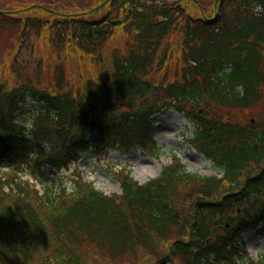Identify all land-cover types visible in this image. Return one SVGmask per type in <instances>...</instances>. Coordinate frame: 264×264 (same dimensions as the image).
<instances>
[{"label":"trees","instance_id":"1","mask_svg":"<svg viewBox=\"0 0 264 264\" xmlns=\"http://www.w3.org/2000/svg\"><path fill=\"white\" fill-rule=\"evenodd\" d=\"M105 1L111 9L91 17L97 5L89 0L78 8L68 0H0V26H18L19 38L47 26L56 51L70 41L111 66L77 91L60 85V68L56 90L26 80L0 85V264H38L32 250L45 264H264V252L254 260L241 241L248 229L264 234V0H198L201 17L182 0ZM210 3L217 12L207 16ZM35 9L44 15L30 14ZM117 27L134 43L112 46L106 59ZM175 29L181 74L156 80L152 64L172 55ZM28 103L29 126L19 123ZM171 109L191 118L190 143L215 174L190 171L171 151L143 183L125 166L112 169L120 194L104 193L78 171L70 186L61 181L64 169L97 148L158 157L154 117ZM235 109L255 111L254 119L234 117Z\"/></svg>","mask_w":264,"mask_h":264},{"label":"rangeland","instance_id":"2","mask_svg":"<svg viewBox=\"0 0 264 264\" xmlns=\"http://www.w3.org/2000/svg\"><path fill=\"white\" fill-rule=\"evenodd\" d=\"M55 2L53 1L52 3ZM197 2L198 0H182V3L186 5L188 14L201 17L202 10L199 11ZM78 3L79 0H68L67 4H70L73 8H78L76 6ZM88 3V6L99 5L96 10L87 11V14L91 13V17H99L111 9L109 2L105 0H89ZM79 5L82 6L80 3ZM88 6L81 8L88 10ZM215 12H217L215 5L210 3L205 14L209 16L214 15ZM30 14L44 15L37 9L32 10ZM0 31L4 35V37L0 35V85L6 84L11 87L26 80L39 87L55 88L54 90H56L59 88L57 83H59L58 79H60L57 69L60 68L61 72L59 74L62 73L60 85L63 88L72 87L74 91H77L78 88H82V85L86 84L88 79H97L98 81L111 71L110 62L107 61L104 64L96 62V54L78 50L73 42L69 41L65 44L66 46L64 45L60 47L59 51H56L49 42L47 26L40 30L29 28L27 29L26 37L22 38L18 37V26H14L13 23L0 26ZM170 38L174 44H172V55L161 66V62L158 59L154 60L152 64L153 76L156 80L167 76L168 80H175L181 74V68L184 65V62L180 60V51L178 50V48L180 49L181 31L178 29L173 30ZM3 40L5 41L2 42ZM20 41L21 45L19 44ZM133 43L132 34H127L118 27L115 28L113 35L109 37L104 47L105 58L108 59L109 53L113 51L111 50L112 46L118 48L119 51H124L126 47ZM260 107L257 108L260 109ZM33 108V104L28 103L25 113L26 119L25 121L21 120L20 124H31ZM215 108L220 113L227 112L225 107ZM232 113L234 117L246 121L254 119L253 114L255 111L235 109ZM154 121V137L160 147L158 157H152L142 149L126 151L118 147L97 148L91 153L82 155L76 163L71 164L68 169H64L60 174L62 177L61 181L70 186L76 171H78L81 172L85 179L92 180L96 188L105 193H120L119 183L111 176L112 169L125 166L131 170V174L135 179L139 182H144L156 176L160 172L161 167L170 162L171 151L180 157L190 171L215 174V168L208 159L197 152L187 141V138L192 135L194 128V123L190 117L188 118V116L175 110H165L160 114H156ZM90 138L95 143L96 137L94 133L90 134ZM24 171L27 173L26 176L30 177V183H33L38 188L42 186V179L38 177L37 173L29 169V167H26ZM227 189H231V187H227ZM242 238L249 254L257 259L259 253L264 250V235L257 236L253 230H247L242 234ZM35 257L36 259H34ZM30 259L35 260L38 264H45L33 250L31 251ZM146 259L149 262L152 261L150 257L146 256H143L140 261L143 262Z\"/></svg>","mask_w":264,"mask_h":264},{"label":"bare ground","instance_id":"3","mask_svg":"<svg viewBox=\"0 0 264 264\" xmlns=\"http://www.w3.org/2000/svg\"><path fill=\"white\" fill-rule=\"evenodd\" d=\"M98 6H99V5H97V6L94 8V10L97 9Z\"/></svg>","mask_w":264,"mask_h":264}]
</instances>
